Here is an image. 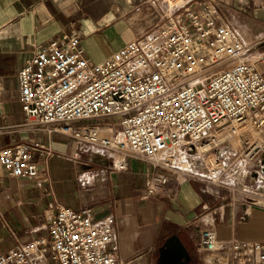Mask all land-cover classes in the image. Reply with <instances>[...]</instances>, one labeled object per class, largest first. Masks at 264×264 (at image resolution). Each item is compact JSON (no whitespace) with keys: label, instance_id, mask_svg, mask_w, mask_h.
<instances>
[{"label":"built area","instance_id":"2783aa9c","mask_svg":"<svg viewBox=\"0 0 264 264\" xmlns=\"http://www.w3.org/2000/svg\"><path fill=\"white\" fill-rule=\"evenodd\" d=\"M158 1L166 9L155 26L103 62L86 56L78 33L35 45L17 75L25 119L0 133L66 135L114 157L111 173L126 171L130 159L147 161L144 198L181 173L224 192L239 212L264 208V142L253 137L264 129V56L255 57L216 0ZM53 153L23 141L0 147V166L9 177L50 183ZM0 222L15 241L0 264H38L46 246L56 264H124L114 215L91 207L57 205L47 237L27 243L1 211ZM196 250L205 264H264V243L219 239L212 227L200 231Z\"/></svg>","mask_w":264,"mask_h":264},{"label":"crops","instance_id":"0c3cea01","mask_svg":"<svg viewBox=\"0 0 264 264\" xmlns=\"http://www.w3.org/2000/svg\"><path fill=\"white\" fill-rule=\"evenodd\" d=\"M216 2L222 17L240 31L246 43L255 46V56H264V0ZM165 9L166 5L158 0H0V129L25 119L17 75L35 45L45 44L64 32L78 33L86 56L100 63L130 39L155 26ZM23 141H39L54 151L49 159L50 183L28 179L47 187L44 221L38 227L44 228L46 237L56 206L64 205L75 209L91 207L98 217L114 215L118 256L124 264H162L161 248L173 238L188 253L187 260L178 264H205L204 254L196 250L199 233L205 227H212L219 239L236 237L264 243V208L239 212L231 206L229 197L220 195L224 192L217 194L216 188L189 175L170 174L159 194L144 198L152 167L149 163L144 170V165L139 167L137 161L143 160H129L131 175L127 173V181L128 169L111 173L105 161L110 156L95 151L105 159L95 171H87L81 165L86 151L66 135L55 133L48 137L41 131L0 133V147ZM141 171L147 180L134 185L132 175ZM3 174L0 166V176ZM10 202L11 212L17 217L22 202ZM38 228L25 231L27 235L22 233L21 242L44 237L38 234ZM40 262L56 264L49 246Z\"/></svg>","mask_w":264,"mask_h":264},{"label":"rangeland","instance_id":"374dc122","mask_svg":"<svg viewBox=\"0 0 264 264\" xmlns=\"http://www.w3.org/2000/svg\"><path fill=\"white\" fill-rule=\"evenodd\" d=\"M257 57V56H255ZM264 69V67H263ZM103 123H108V120H104ZM118 129V125L114 126V130ZM223 136V135H221ZM256 137H259L257 139L264 142V129L259 132V134H255ZM218 138V137H217ZM231 144H233L235 147L240 146V141L237 138H229L228 139ZM84 152V156L82 158L84 164L82 167H87V171L96 170L100 167V162L104 160L105 158H101L98 156L97 153L94 152L92 149H87ZM113 158L110 157L109 159H106L107 163L111 166L113 165ZM89 159V160H88ZM139 167L140 164L144 165L143 170L145 167L148 168V162L147 161H137ZM87 164V165H86ZM106 164V163H105ZM186 167V166H184ZM80 168V167H79ZM131 170L130 166L128 170ZM189 170V168L187 167ZM125 172V179L128 181L130 178H128V174L131 175L130 170ZM128 173V174H127ZM127 174V175H126ZM60 176H63L60 174ZM183 176V175H182ZM132 181L134 185L136 183H142L143 181L147 180V176L144 172H137L132 175ZM46 189V190H45ZM49 189V188H48ZM53 190V189H51ZM50 191V189H49ZM47 192V187L44 186V184H36L34 182L28 181V179H16L9 177L5 172L3 175L0 176V211L6 212V218L8 219L10 223V228L16 227V233L20 241L21 234L25 231H32L35 230V228L40 227L43 220V210L45 208L44 203L46 202V199H48L45 194ZM29 198V199H28ZM11 200H18L22 202L19 207L21 208V212L16 217L15 213H12V207L11 206ZM30 201V204H26V202ZM11 203V204H10ZM11 212V213H10ZM31 224V227L29 225ZM11 228V229H12ZM40 232L38 234H41L46 238V233L44 228H38ZM28 233H24V235H27ZM15 244V241L12 239L11 235L9 234L8 229L2 225L0 222V253L4 252L8 248L12 247ZM38 264H42L41 262Z\"/></svg>","mask_w":264,"mask_h":264},{"label":"water","instance_id":"95a60500","mask_svg":"<svg viewBox=\"0 0 264 264\" xmlns=\"http://www.w3.org/2000/svg\"><path fill=\"white\" fill-rule=\"evenodd\" d=\"M262 162L264 163V154ZM160 252V261L162 264H178L186 261L188 258L185 247L174 238L167 241Z\"/></svg>","mask_w":264,"mask_h":264},{"label":"bare ground","instance_id":"6f19581e","mask_svg":"<svg viewBox=\"0 0 264 264\" xmlns=\"http://www.w3.org/2000/svg\"><path fill=\"white\" fill-rule=\"evenodd\" d=\"M255 134H259V132H255L254 135H253V137H256ZM217 137H218V136H216V138H217ZM256 138H259V137H256ZM260 141H261V140H260Z\"/></svg>","mask_w":264,"mask_h":264}]
</instances>
